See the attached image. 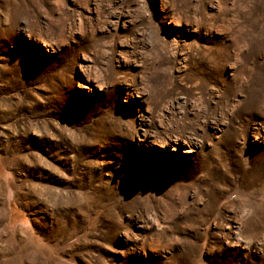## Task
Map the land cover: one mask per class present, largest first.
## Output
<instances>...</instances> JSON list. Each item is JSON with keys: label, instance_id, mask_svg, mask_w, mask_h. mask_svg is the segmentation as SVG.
<instances>
[{"label": "rangeland", "instance_id": "rangeland-1", "mask_svg": "<svg viewBox=\"0 0 264 264\" xmlns=\"http://www.w3.org/2000/svg\"><path fill=\"white\" fill-rule=\"evenodd\" d=\"M0 264H264V0H0Z\"/></svg>", "mask_w": 264, "mask_h": 264}]
</instances>
